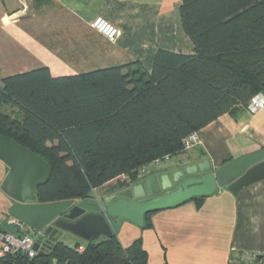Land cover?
<instances>
[{"label": "trees", "instance_id": "obj_1", "mask_svg": "<svg viewBox=\"0 0 264 264\" xmlns=\"http://www.w3.org/2000/svg\"><path fill=\"white\" fill-rule=\"evenodd\" d=\"M180 14L194 54L159 50L151 72L132 61L58 78L40 68L4 79L0 135L50 167L35 203L94 199L97 190L151 177L154 161L185 152L188 135L264 94V0H182ZM205 198L191 201L200 206ZM0 264H148V255L140 239L124 248L115 233L73 247L57 241L34 259L8 256Z\"/></svg>", "mask_w": 264, "mask_h": 264}, {"label": "crops", "instance_id": "obj_2", "mask_svg": "<svg viewBox=\"0 0 264 264\" xmlns=\"http://www.w3.org/2000/svg\"><path fill=\"white\" fill-rule=\"evenodd\" d=\"M181 5L182 0H29L28 13L13 20L17 0H0V88L4 79L40 68L58 78L139 61L151 72L159 50L193 55ZM97 18L120 30L115 42L91 27ZM199 133L198 146L163 163L151 176L204 161L218 172L263 151L264 109L255 115L246 109L224 115ZM7 173L0 162V178ZM101 190L98 198L85 201L103 204L113 192ZM8 201L5 207L11 206ZM148 223L141 228L125 221L116 231L124 248L142 241L148 264H243L264 256V180L237 194L219 188L200 206L189 201L161 210Z\"/></svg>", "mask_w": 264, "mask_h": 264}, {"label": "water", "instance_id": "obj_3", "mask_svg": "<svg viewBox=\"0 0 264 264\" xmlns=\"http://www.w3.org/2000/svg\"><path fill=\"white\" fill-rule=\"evenodd\" d=\"M0 162L8 173L0 192L11 206L7 214L40 233L34 250L50 251L64 233L85 242L112 238L127 221L145 227V217L181 206L195 198L209 197L226 188L234 194L264 180V150L244 156L220 171L208 161L182 165L172 173L154 175L121 188L104 203L64 201L35 203V191L50 178V167L40 156L0 135Z\"/></svg>", "mask_w": 264, "mask_h": 264}, {"label": "built area", "instance_id": "obj_4", "mask_svg": "<svg viewBox=\"0 0 264 264\" xmlns=\"http://www.w3.org/2000/svg\"><path fill=\"white\" fill-rule=\"evenodd\" d=\"M19 10L14 16L18 19L29 11V0H17ZM91 27L98 33L106 37L110 42H115L120 35V30L103 18H97L91 23ZM245 109L252 115L257 114L264 109V94L260 93L252 97ZM201 142L200 133L194 132L188 135L183 141V150L189 151ZM170 160L166 157L165 161L156 160L150 167L159 168L163 163ZM24 223L8 215L0 212V260L8 256L24 255L29 259H34L39 252L34 250V245L40 233L33 231L30 227H26ZM25 229V230H24ZM27 231V232H23ZM35 233L33 237L31 233ZM243 264H264V259L252 256L246 259Z\"/></svg>", "mask_w": 264, "mask_h": 264}, {"label": "rangeland", "instance_id": "obj_5", "mask_svg": "<svg viewBox=\"0 0 264 264\" xmlns=\"http://www.w3.org/2000/svg\"><path fill=\"white\" fill-rule=\"evenodd\" d=\"M9 109L6 108L5 111H8ZM179 156V155H178ZM8 169V168H7ZM4 178H0V181H2ZM100 192H105V190H101ZM98 198V196H97ZM9 199L3 195L1 192H0V211H2L4 213V211H8V209L10 207H5V202H7ZM9 202V201H8ZM27 227V226H26ZM25 230V229H24ZM34 231V230H33ZM23 232H27V231H23ZM116 233V232H115ZM33 237H36L35 236V233H31ZM61 242H63L64 244L68 245V246H71L73 247L75 244L77 243H82V244H85V241L79 239L78 237L70 234V233H64V235L62 236V238L60 239Z\"/></svg>", "mask_w": 264, "mask_h": 264}, {"label": "flooded vegetation", "instance_id": "obj_6", "mask_svg": "<svg viewBox=\"0 0 264 264\" xmlns=\"http://www.w3.org/2000/svg\"><path fill=\"white\" fill-rule=\"evenodd\" d=\"M10 202V201H9ZM11 204V203H10Z\"/></svg>", "mask_w": 264, "mask_h": 264}]
</instances>
